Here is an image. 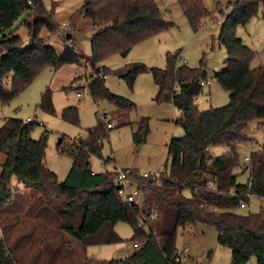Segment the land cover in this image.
<instances>
[{
	"label": "trees",
	"instance_id": "1",
	"mask_svg": "<svg viewBox=\"0 0 264 264\" xmlns=\"http://www.w3.org/2000/svg\"><path fill=\"white\" fill-rule=\"evenodd\" d=\"M27 1L30 13L24 25L28 44H24L14 26L25 7L24 0H0L2 102L20 92L45 66L56 69L63 64H83L84 60L72 43L57 52L41 37L43 29L56 30L52 10L44 0ZM176 1L197 30L209 14L202 0ZM260 7H264V0H234L219 6L222 21L217 41L224 46L226 58L225 68L214 78L228 93L223 106L197 107L194 97L202 92L206 72L202 65L190 68L180 64L179 52L167 55L164 68L132 62L112 71L130 87L140 72L150 71L157 88L154 100L171 102L178 111L174 122L183 128L181 136L171 137L167 143L168 172H160L156 178L128 172L125 182L134 183L144 193L139 209L122 198L125 183L118 179V171L96 172L90 166V157L101 155L111 121L119 125L118 119L126 118L135 107L130 99L109 91L102 78L109 70L99 64L115 53L128 54L133 44L166 30L171 22L164 19L155 0H83L81 11L96 29L90 38L88 65L93 75L86 77L88 91L94 102L104 99L113 103L115 114L107 121L103 112V120L98 118L85 138L64 146L60 139L59 149L72 158L63 180L45 164V136L31 137L36 122L4 119L0 126V153L5 156L0 172V264H179L177 229L199 222L215 227L218 243L231 250L232 264H245L251 257L264 264V209L235 212L251 196L264 198V148L252 151L246 166L241 165L236 151L237 144L249 139L250 122H264V65L251 66L257 53L235 34ZM66 39L71 41L72 37ZM9 75L11 87L7 88ZM40 105L54 111L49 89L42 93ZM148 132V119L142 117L132 132L134 144L143 143ZM217 143L228 150L211 155L208 147ZM110 160L108 157L104 162ZM238 168L248 170L244 183L237 181ZM13 178L21 187L30 188L29 192L19 193ZM184 189L190 190L189 197L182 193ZM33 191L39 193L36 203L31 204L29 193ZM20 213L33 221L17 233L12 227L20 223L15 219ZM119 222L130 225V240L138 245L135 250L121 260L97 261L87 256L85 247L89 244L122 240L115 231ZM52 239L60 240L56 247Z\"/></svg>",
	"mask_w": 264,
	"mask_h": 264
},
{
	"label": "rangeland",
	"instance_id": "2",
	"mask_svg": "<svg viewBox=\"0 0 264 264\" xmlns=\"http://www.w3.org/2000/svg\"><path fill=\"white\" fill-rule=\"evenodd\" d=\"M229 1L234 0H202L209 14L195 30L186 20L176 0H155L164 19L171 22L169 28L136 42L128 54L123 56L115 53L99 64L109 70L104 78V85L109 91L130 99L135 107L126 118L118 119L119 125H111L108 135L103 140L101 155L90 157V166L94 171L122 170L139 175L144 172L156 174L168 172L170 159L167 157V143L171 137L183 134V128L174 122L178 111L172 103L166 101L157 103L154 100L157 88L150 71L140 72L130 87L125 79L112 73L114 69L132 62H141L147 67L164 68L167 55L179 52L180 64L190 68L202 65L206 72V82L196 100L197 107L203 110L220 107L228 102V93L216 81L214 74L225 68L226 50L218 43L217 36L222 21L219 6ZM82 3L83 0H44L45 6L52 10L56 30L50 32L43 29L41 37L57 52H61L65 44L72 43L84 56L83 64H63L56 69L45 66L8 102H2L0 99V126L8 117H15L24 122H36L31 130V137L39 139L45 136V164L57 174L59 180L64 179L72 165V158L59 149V139L63 138L61 146H64L66 142L85 138L87 130L96 126L99 119L103 120L101 115L103 112L107 121L115 114L113 103L104 99L94 102L88 91L86 77L93 72L88 65V57L91 54L90 38L96 29L92 20L83 15ZM29 13L30 6H25L14 25L24 44H28L24 20ZM235 34L257 53L251 66L264 65V7H260L257 14L245 25L238 26ZM67 36L72 37L71 41L66 39ZM11 78L9 75L5 82L7 88L11 87ZM75 81L79 82V87L72 86ZM46 89L51 93L53 112L45 110L40 105L41 95ZM77 92H80V95ZM142 117L148 119L149 132L143 143L135 145L132 132L137 129V122ZM116 119L115 117V121ZM247 135L248 140L236 145L242 166L247 165L244 157H250L252 151L264 148V122L258 123L256 120L250 122ZM227 150V146L219 143L208 147L211 155H221ZM2 157L5 156L0 153V172ZM108 157L111 160L104 162ZM235 174L237 181L244 183L248 177V170L242 171L238 168ZM124 183L125 192L131 193L137 189L134 183L129 181ZM12 184L21 187L16 178H13ZM38 193V191L29 193L31 204L36 203ZM182 193L187 197L191 195L189 189H184ZM134 203L139 209L143 206L144 193L141 190H138ZM23 205L25 208L26 205ZM261 209H264V198L251 196L249 201L236 208L235 212L248 214L259 212ZM27 215L20 213L15 216L20 223L12 228L17 233L20 228L28 229L32 226L30 222L33 218L26 217ZM16 227L19 229L16 230ZM115 231L122 240L89 244L85 247L87 256L97 261H110L124 259L132 253L135 247L130 240L132 236L130 225L119 222L115 226ZM59 241L52 239L51 242H54L56 247ZM175 244L180 253L187 249L186 253H181L179 264H232L230 248L218 243L217 232L212 225L199 222L190 227H179Z\"/></svg>",
	"mask_w": 264,
	"mask_h": 264
},
{
	"label": "built area",
	"instance_id": "3",
	"mask_svg": "<svg viewBox=\"0 0 264 264\" xmlns=\"http://www.w3.org/2000/svg\"><path fill=\"white\" fill-rule=\"evenodd\" d=\"M90 75H93V72L90 74ZM106 75H102V78H105ZM79 82H73L72 83V86L73 87H79ZM78 95H80V92H77ZM198 99V97H194V101H196ZM111 124H113V121H111ZM248 157H244V161H248ZM128 172L127 171H122V170H118V179L121 181V182H124L125 179H126V176H127ZM159 174V173H158ZM158 174L154 173V172H144L141 174V176H144V177H151V178H156L158 176ZM125 189V188H124ZM121 190V196L124 200H126L127 202L129 203H134V198L135 196L137 195L138 193V189L136 190H133V192L129 193V192H125V190ZM134 247H137L138 245L137 244H133ZM187 252V249H183L181 253H186Z\"/></svg>",
	"mask_w": 264,
	"mask_h": 264
},
{
	"label": "crops",
	"instance_id": "4",
	"mask_svg": "<svg viewBox=\"0 0 264 264\" xmlns=\"http://www.w3.org/2000/svg\"><path fill=\"white\" fill-rule=\"evenodd\" d=\"M174 120H175V118H174ZM3 159H2V165H3V163H4V160H5V157H2ZM94 171V170H93ZM13 180V179H12ZM30 190V188H23V187H20L19 189H18V192L19 193H24V192H28ZM1 235V234H0ZM245 264H258V262L254 259V258H250L249 260H248V262L247 263H245Z\"/></svg>",
	"mask_w": 264,
	"mask_h": 264
},
{
	"label": "water",
	"instance_id": "5",
	"mask_svg": "<svg viewBox=\"0 0 264 264\" xmlns=\"http://www.w3.org/2000/svg\"><path fill=\"white\" fill-rule=\"evenodd\" d=\"M24 2H25V6H29V3H28V1L27 0H24ZM99 68L97 67V70H98ZM59 142H60V139H59Z\"/></svg>",
	"mask_w": 264,
	"mask_h": 264
}]
</instances>
